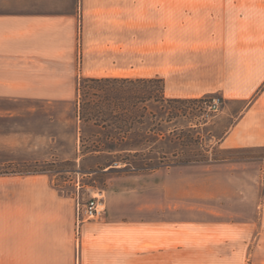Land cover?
Masks as SVG:
<instances>
[{"label": "crops", "instance_id": "0c3cea01", "mask_svg": "<svg viewBox=\"0 0 264 264\" xmlns=\"http://www.w3.org/2000/svg\"><path fill=\"white\" fill-rule=\"evenodd\" d=\"M261 1L0 0V99L74 104L82 78H156L169 98L250 100L219 146L264 144ZM69 205L62 226L43 198L36 232L0 233V264H87L91 256L114 264L141 254L177 264L172 221L101 218L84 223L77 242L74 199Z\"/></svg>", "mask_w": 264, "mask_h": 264}, {"label": "rangeland", "instance_id": "374dc122", "mask_svg": "<svg viewBox=\"0 0 264 264\" xmlns=\"http://www.w3.org/2000/svg\"><path fill=\"white\" fill-rule=\"evenodd\" d=\"M210 96L207 106L215 100L217 109L202 118L206 105L192 106V142L176 145L179 154L156 161V170L83 155L103 131L74 118L73 103L0 99V233L36 232L43 198L62 226L72 199L99 195L101 222L172 221L177 264H264V144L219 146L245 103ZM130 163L139 167L143 159ZM142 256L114 264H155Z\"/></svg>", "mask_w": 264, "mask_h": 264}, {"label": "trees", "instance_id": "16d2710c", "mask_svg": "<svg viewBox=\"0 0 264 264\" xmlns=\"http://www.w3.org/2000/svg\"><path fill=\"white\" fill-rule=\"evenodd\" d=\"M77 90L76 117L103 131L98 132L97 137H101L91 147L84 148L83 155L104 156L115 164L124 163L129 169H158L156 161L166 160L168 154H179L176 145L187 147L192 142L190 116L209 115L206 99L211 96L169 98L164 82L156 78H82ZM244 103L240 112L250 100ZM195 105L206 108L199 107L197 116L190 111ZM195 125L200 126L201 122ZM195 140L202 141L203 137L196 136ZM138 157L143 159L142 165L133 166L131 159Z\"/></svg>", "mask_w": 264, "mask_h": 264}, {"label": "built area", "instance_id": "2783aa9c", "mask_svg": "<svg viewBox=\"0 0 264 264\" xmlns=\"http://www.w3.org/2000/svg\"><path fill=\"white\" fill-rule=\"evenodd\" d=\"M216 101L212 100L209 105L210 110H216ZM75 237L78 242L81 226L93 220L101 219L105 213V204L101 196H92L87 200L75 197Z\"/></svg>", "mask_w": 264, "mask_h": 264}, {"label": "water", "instance_id": "95a60500", "mask_svg": "<svg viewBox=\"0 0 264 264\" xmlns=\"http://www.w3.org/2000/svg\"><path fill=\"white\" fill-rule=\"evenodd\" d=\"M115 166H117V164H115Z\"/></svg>", "mask_w": 264, "mask_h": 264}]
</instances>
